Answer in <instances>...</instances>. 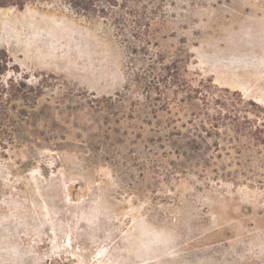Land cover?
I'll return each mask as SVG.
<instances>
[{"label":"rangeland","instance_id":"rangeland-1","mask_svg":"<svg viewBox=\"0 0 264 264\" xmlns=\"http://www.w3.org/2000/svg\"><path fill=\"white\" fill-rule=\"evenodd\" d=\"M2 1L0 264H264V0Z\"/></svg>","mask_w":264,"mask_h":264},{"label":"trees","instance_id":"trees-1","mask_svg":"<svg viewBox=\"0 0 264 264\" xmlns=\"http://www.w3.org/2000/svg\"><path fill=\"white\" fill-rule=\"evenodd\" d=\"M6 5L7 2L0 0V6ZM7 57L6 51L0 50V145L5 142L3 137H8L11 141L14 139L16 119L9 105L17 99L23 102L28 99L27 92L18 88L12 80L2 81V76L7 69Z\"/></svg>","mask_w":264,"mask_h":264}]
</instances>
